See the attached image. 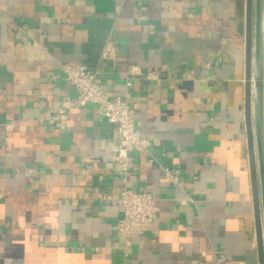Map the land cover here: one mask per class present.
I'll return each instance as SVG.
<instances>
[{
    "label": "crops",
    "instance_id": "obj_1",
    "mask_svg": "<svg viewBox=\"0 0 264 264\" xmlns=\"http://www.w3.org/2000/svg\"><path fill=\"white\" fill-rule=\"evenodd\" d=\"M247 4L0 0V264H260ZM73 60L109 98L132 97L150 147L131 151L127 168L96 105L71 109L62 133L48 123L77 95L62 70ZM162 166L180 171L178 185ZM124 188L160 208L130 248L117 234Z\"/></svg>",
    "mask_w": 264,
    "mask_h": 264
},
{
    "label": "built area",
    "instance_id": "obj_2",
    "mask_svg": "<svg viewBox=\"0 0 264 264\" xmlns=\"http://www.w3.org/2000/svg\"><path fill=\"white\" fill-rule=\"evenodd\" d=\"M116 44L109 40L104 48L103 56H114ZM65 82L73 86L77 92L73 100L66 101L53 112L48 113L47 121L58 133L64 132L68 127V113L76 107H84L88 104L97 106L101 116L106 118L118 129V153L124 160L123 166L127 168L130 162L131 151H147L150 140L141 135L136 124V111L132 105V97L127 96L124 100L109 98L104 87L97 82V73L89 65L77 60L69 61L62 65ZM141 74L137 70L133 73ZM145 78L154 80L158 73L148 71ZM155 161L154 158L151 160ZM164 175L170 184L178 185L180 171L162 166ZM122 207L123 216L117 224V234L121 238L125 248H130L132 239L136 235L145 234L155 222L160 208L153 194L148 191H135L124 188L118 199ZM217 264H244V262L218 259Z\"/></svg>",
    "mask_w": 264,
    "mask_h": 264
},
{
    "label": "water",
    "instance_id": "obj_3",
    "mask_svg": "<svg viewBox=\"0 0 264 264\" xmlns=\"http://www.w3.org/2000/svg\"><path fill=\"white\" fill-rule=\"evenodd\" d=\"M246 80V112L258 248L260 264H264V0H248L247 4Z\"/></svg>",
    "mask_w": 264,
    "mask_h": 264
}]
</instances>
